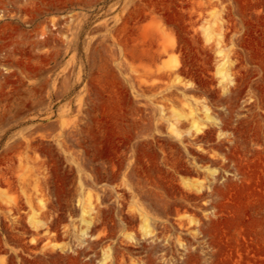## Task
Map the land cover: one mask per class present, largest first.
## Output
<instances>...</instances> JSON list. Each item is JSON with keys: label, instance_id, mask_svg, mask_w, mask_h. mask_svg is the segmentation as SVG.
<instances>
[{"label": "rangeland", "instance_id": "1", "mask_svg": "<svg viewBox=\"0 0 264 264\" xmlns=\"http://www.w3.org/2000/svg\"><path fill=\"white\" fill-rule=\"evenodd\" d=\"M0 264H264V0H0Z\"/></svg>", "mask_w": 264, "mask_h": 264}]
</instances>
